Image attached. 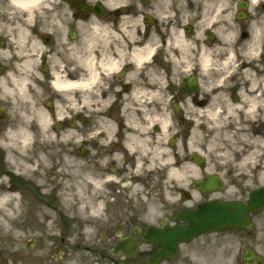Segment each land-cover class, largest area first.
Listing matches in <instances>:
<instances>
[{"label":"clouds","instance_id":"9594fccd","mask_svg":"<svg viewBox=\"0 0 264 264\" xmlns=\"http://www.w3.org/2000/svg\"><path fill=\"white\" fill-rule=\"evenodd\" d=\"M82 3L0 0V237L13 251L37 233L62 235L53 196L97 243L112 222L113 184L130 213L156 224L185 192L198 198L195 154L235 179L228 197L264 183V0ZM9 173L39 188V202ZM238 246L185 256L235 264Z\"/></svg>","mask_w":264,"mask_h":264},{"label":"flooded vegetation","instance_id":"af4514ba","mask_svg":"<svg viewBox=\"0 0 264 264\" xmlns=\"http://www.w3.org/2000/svg\"><path fill=\"white\" fill-rule=\"evenodd\" d=\"M74 3L84 7L82 0H74ZM89 11H92V9H89ZM97 11L102 14V7L98 5ZM148 19L151 20V17ZM241 23H243V21H241ZM47 42L51 43V40H48ZM0 71H3V69L0 68ZM184 92L185 94H192V87L189 86ZM4 119V117H0V124L3 123ZM193 162H195V160ZM209 167L210 162L206 161L199 167L202 172V178L207 176V174L217 175L223 180V187L216 191L208 190L206 194H203L196 187L195 181L192 185V189L199 194L198 199L196 201L193 200L194 197L192 192H188L187 200L189 203L186 204L187 200H185V195L183 194L180 202L176 205H172L170 212L166 214L164 218H161L156 224H148L140 219L139 214L130 213L128 211L130 205L125 209L124 207H126L128 203L121 202V200L125 198L118 191L119 186L113 184L110 185V187L112 188V194L115 197V200L113 203L109 204V209L112 214V222L100 229L102 239L97 238V243H84V237H79V235L82 233L81 229L85 222H82V220L76 216H68L62 211L57 212V223L62 230V235L59 237L51 236L48 239L54 241L53 247H56L57 252H60L59 255L63 254L62 256H66V251L68 249L75 252L88 253L87 256L83 257L86 264H149L151 257L158 250L165 248L161 239L163 237L162 233L157 234L156 232H153V230H149L148 228L150 226H153L160 231L165 230L170 226H174L177 223L173 220V215L177 211L185 207L195 208L197 203L201 201L206 203L210 209L212 206L215 207V213L218 217H225L229 214L238 215L237 211L234 209L227 210L223 205L232 202L245 204L248 201L251 192L261 186V184L255 181L250 186L241 187L238 199L228 197L226 196L228 184L236 183L235 179L230 176H222L218 170L207 171ZM2 169L3 154L0 153V170ZM5 178L6 177L4 176H0V180ZM8 178L20 185L31 188V190L34 191V197L38 201L40 200V189L31 185L24 176H15L9 173ZM211 214L212 212L207 210L208 219ZM247 217L248 220L244 225L227 226L215 230L210 228L206 229L203 234L198 235L192 240L181 243L179 245V255L177 257L168 256L162 259L159 264H191L188 259L180 262L176 261L180 257L184 246L200 241L198 246L201 250L211 247L214 251L222 244H227L230 239L239 242L238 248L235 249V264H264V208L260 211H251L247 213ZM48 218L49 216H45V219L48 220ZM217 220H219V218H217ZM180 222L185 224L184 221ZM219 222L221 221H216V223ZM71 233L75 234V242H72L70 245L67 243V238ZM125 239L136 241V246H127L129 244L126 245V243L122 242ZM214 239L215 243L213 244ZM40 244V239L35 237L30 238L26 242V250L23 252L24 256L19 257L21 256L19 250H17V252L9 253L6 249H2L4 244L3 240L0 238V264H36L35 260L30 257V251L40 246ZM122 248L128 250V253L124 252ZM232 251L233 249H225V254H230ZM38 264H48V262L45 260Z\"/></svg>","mask_w":264,"mask_h":264},{"label":"water","instance_id":"95a60500","mask_svg":"<svg viewBox=\"0 0 264 264\" xmlns=\"http://www.w3.org/2000/svg\"><path fill=\"white\" fill-rule=\"evenodd\" d=\"M216 183L211 180H206L205 182L198 183L200 188L206 187H214ZM215 188V187H214ZM225 206V205H223ZM264 206V187L255 190L250 197L247 205L230 203L226 205L227 210L234 209L238 212V215H227L225 217H218L215 213L214 207H212V214L210 218L207 217V210H210L207 205L200 204L197 209L194 211L184 210L180 213H177L176 219L182 218L187 222V226L177 225L172 228H167L164 233H162L163 237L161 239L166 240L167 243L170 244L169 249L160 250L154 257L153 263H156L161 257L166 255V253L175 252L177 249V244L181 241H185L193 238L199 233L204 232L208 228H218L225 227L228 225H241L245 224L248 220L247 212L250 210H259ZM224 210V208H223ZM222 210V211H223ZM220 212V210H219ZM217 218L221 222L216 223ZM160 234V233H159ZM161 236V235H160Z\"/></svg>","mask_w":264,"mask_h":264},{"label":"rangeland","instance_id":"374dc122","mask_svg":"<svg viewBox=\"0 0 264 264\" xmlns=\"http://www.w3.org/2000/svg\"><path fill=\"white\" fill-rule=\"evenodd\" d=\"M21 176H23V175H21ZM33 192V195H34V191H32ZM55 198H54V196L53 197H48V198H46V200H47V207L48 208H50V209H52L53 210V214L54 215H58V213L57 212H60V211H62V212H64L63 210H61L60 208H59V206L56 204V202H55V200H54ZM37 200V199H36ZM38 201V200H37ZM39 202V201H38ZM121 202H123V203H127L126 202V200L125 199H122L121 200ZM129 204H127L126 205V207H124L125 209L127 208V206H128ZM51 206V207H50ZM68 216H74L75 217V215H69V214H67ZM46 216H49V215H46ZM77 218H79L78 216H76ZM52 219V217L51 216H49V218H48V220H51ZM82 222H83V220H82ZM85 222V221H84ZM56 223H57V221H56ZM51 226V225H50ZM74 236H75V234H73V233H71L70 235H68V238H67V243L68 244H72V242L74 241ZM83 237V234L81 233L80 235H79V237ZM33 237H35V238H37V239H40V241H41V244H40V246H38V247H36L34 250H32V251H30V253H31V255H30V257L33 259V260H35V263L36 264H38V263H41V262H44L45 260H47V262H48V264H50V257L51 256H54V255H57L56 253H57V250H56V247H53V245H51L50 247L47 245V243H46V241L47 240H49L48 238L49 237H51V236H45V235H41V234H39V233H37V234H35V235H33V236H30L29 238H27V239H25V240H23L22 241V244H21V247H20V249H19V254L21 255V256H19V257H23L24 256V254H23V252H24V250H26V242L30 239V238H33ZM2 240H3V246H2V249H6L9 253H12V252H17V251H13V250H11L10 249V247L8 246V238H5V237H0ZM84 239V238H83ZM98 239H102V235L99 233V236H98ZM199 242L200 241H197V242H195V243H193V244H190V245H186V246H184L183 247V251L181 252V255H180V257L178 258V260H176L177 262H180V261H183V260H186V259H188L186 256H185V251H186V249H188V248H191V247H198L199 248V246H198V244H199ZM84 243H88L87 241H85V239H84ZM65 248H68V247H65ZM67 252V255H69L70 253H73V252H75V251H72V250H67L66 251ZM63 255V254H62ZM66 255V256H67ZM8 257H11V256H8Z\"/></svg>","mask_w":264,"mask_h":264},{"label":"bare ground","instance_id":"6f19581e","mask_svg":"<svg viewBox=\"0 0 264 264\" xmlns=\"http://www.w3.org/2000/svg\"><path fill=\"white\" fill-rule=\"evenodd\" d=\"M257 182H258L259 184H264V183H261V182H260V181H258V180H257Z\"/></svg>","mask_w":264,"mask_h":264}]
</instances>
